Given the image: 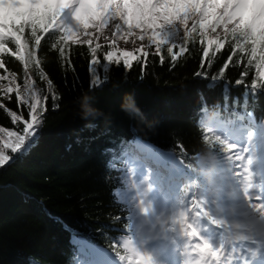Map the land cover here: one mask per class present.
I'll return each instance as SVG.
<instances>
[{
	"label": "trees",
	"instance_id": "1",
	"mask_svg": "<svg viewBox=\"0 0 264 264\" xmlns=\"http://www.w3.org/2000/svg\"><path fill=\"white\" fill-rule=\"evenodd\" d=\"M58 35L51 31L44 36L37 50L40 67L29 68L34 91L42 101L47 97L37 136L23 154L9 151L12 160L0 167V264H86L80 250L90 257L89 248L120 261L125 252L116 245L133 229L135 207L126 201L136 185L132 171L136 162H148L145 149L137 148L138 139L181 162L192 177L193 191L213 195L207 175L195 166L205 140L213 143L222 163L231 155L227 146L235 133L249 137L264 128V81L255 75L258 61L249 65L248 55L237 52L220 77L231 42L215 57L210 53L203 68L198 42L189 41L188 51L174 66L167 45L160 53L151 47L143 71L141 54L131 70L121 63L103 72L108 50L102 46L97 69L108 78L91 87L88 46L69 44L65 60L52 48ZM24 39L33 44L27 29ZM7 44L16 50L11 41ZM0 61L5 65L0 74L15 73L24 91L23 64L9 53L0 54ZM254 79L260 88H251ZM237 80L244 82L237 85ZM85 91L103 113L89 121L81 119L77 102ZM127 93L134 96L142 117L122 110ZM0 104V128L23 133V121L30 120L28 106L19 104L15 93L10 99L0 95ZM210 109L219 116L212 126L204 120ZM8 110L22 119L13 123ZM0 136L6 138V133ZM117 192L125 194V201H119Z\"/></svg>",
	"mask_w": 264,
	"mask_h": 264
},
{
	"label": "snow or ice",
	"instance_id": "2",
	"mask_svg": "<svg viewBox=\"0 0 264 264\" xmlns=\"http://www.w3.org/2000/svg\"><path fill=\"white\" fill-rule=\"evenodd\" d=\"M110 23H113V34L104 36V30ZM26 29L30 31L33 41L31 46L24 39ZM51 31L59 33L52 48L58 49L59 55L65 60H68L66 49L69 44L88 46L91 87H99L108 78L98 74L97 69L101 64L97 58V52L102 47L97 41L101 36L110 41L108 47L111 50L103 55L108 65L119 66L122 63L126 70H131L134 61H140L136 55V52H140L144 57L142 71L149 55L144 50L145 46L142 44L136 52L120 50L117 48V40L127 41L133 36L139 41L147 40L157 53L167 45L173 66L188 51L189 41L198 42L203 48L202 68L210 58V53L215 57L231 42L232 50L221 67L220 77H223L236 53L240 52L242 56L248 55L249 65L258 61L255 75L264 81V0H0V54L9 53L24 67V91L17 82L16 74L10 73L0 76V81H7L6 85L0 84V92L9 99L15 93L18 103L26 104L30 113V120L23 121V133L0 128V133H6V138L0 136V167L12 160L9 151L13 155L23 154L31 147V138L37 136L40 114L46 110L47 97L42 101L39 93L34 91L35 82L30 77L29 68L32 65L40 67L37 50L44 36ZM177 37L183 41L179 46L173 42ZM8 41L15 45V51L8 47ZM160 63H164L163 55H160ZM0 68H5L3 61H0ZM107 71L108 67L105 66L103 72ZM195 75L201 74L197 72ZM243 75L246 77L248 73ZM202 78L208 79L207 75ZM243 82L237 80L236 84ZM48 86L51 89L50 79ZM260 87L254 79L251 88ZM53 99L57 97L54 95ZM0 107L4 105L0 104ZM8 114L13 123L22 119L15 111L8 110ZM227 147L231 153L229 159L240 162L245 181L243 192L249 206L264 217V202L252 203L253 197L249 195L255 183L249 167L251 160L247 158L245 163L248 149L234 154L238 146L230 144ZM193 205L194 215L198 217L204 211L203 202L194 201ZM172 224L178 225L185 236L195 241L192 248L199 257L196 264H220L225 255L224 247H214L203 239L188 215L181 213L173 218ZM122 246L126 255L119 256V259L125 264H156L152 255L141 251L135 238L128 236ZM245 253L240 264H257V261L264 259V241L251 250L245 249ZM229 264L234 262L230 259Z\"/></svg>",
	"mask_w": 264,
	"mask_h": 264
},
{
	"label": "rangeland",
	"instance_id": "3",
	"mask_svg": "<svg viewBox=\"0 0 264 264\" xmlns=\"http://www.w3.org/2000/svg\"><path fill=\"white\" fill-rule=\"evenodd\" d=\"M112 34L113 23H110L104 30V36H111ZM104 36H101L97 42L101 46H105L108 50H111L108 47L110 41L105 40ZM181 40L180 37H177L173 42L178 45ZM142 44L145 46V51H148L151 47L154 48L147 40L139 41L134 36L129 37L127 41L117 40V48L120 50L136 52ZM141 54L140 52H136L137 56ZM105 66H109L107 62ZM0 76L3 75L0 74ZM0 84L6 85L7 81H0ZM0 95H3V93L0 92ZM260 133L262 135L255 133L249 135L246 139L236 136L233 141V144L238 146V150L234 154H240L245 148L251 150L250 154L248 152L245 154V163L247 158L251 160L249 167L254 174L255 187L250 189L249 195L253 197L251 202L257 204L264 202V144H261V141L264 139L262 138L264 130H261ZM147 150L152 167L138 168V171H135L137 172L138 181L135 190L130 193V196L132 197V202L137 207L138 218L135 219L134 231L129 236L137 240L141 251L153 256L156 264H196V261L199 259L194 254L192 248L195 241L185 236L178 225L174 226L172 224L173 218L179 216L181 213H185L190 217V221L193 222L194 227L203 239L208 240L214 247H224L225 255L220 264H229L230 259L234 264H240V261L246 255L245 249L251 250L257 244L264 241V235H262L264 233V217L249 206V201L243 192L245 181L242 169L239 167V161L229 159L228 162L220 165L219 183L216 185L217 192L215 193L216 199H220H218L216 204L214 202L215 199L210 197L211 203H213L211 208L218 211L221 220L226 223V227L218 219L211 225L207 218L204 219L201 215L196 217L194 209H191L190 205H187V201L173 197V194L175 196L178 195V187L174 189L173 193H170L167 190L170 183L165 187L159 186L165 180L166 177L164 176L167 171L161 170L157 156L152 153L150 148L147 147ZM162 164L165 169L175 174L176 179L180 178V171L175 164L170 163L167 159H164ZM155 168L159 169L157 171L160 174L159 178L155 176ZM256 180L257 182H255ZM228 187L231 188L229 193L225 192ZM218 190L220 191L218 192ZM234 190L237 193L235 192L234 194ZM117 194L119 200L122 201L120 192H117ZM257 196L260 197L259 200L256 199ZM171 198H173V201ZM233 199L235 200V204H233ZM225 202H232L233 205L224 204ZM145 209H148V211L145 212ZM212 209H210L211 217L217 216ZM204 210L209 209L204 208ZM245 210L247 214L244 213ZM248 216L250 223L249 236L245 237L240 233L227 234V229L230 232L243 231V224L240 219L246 220L245 217ZM123 241L121 242V250L124 251L122 246ZM97 264L101 263L98 261ZM257 264H264V259L257 261Z\"/></svg>",
	"mask_w": 264,
	"mask_h": 264
},
{
	"label": "clouds",
	"instance_id": "4",
	"mask_svg": "<svg viewBox=\"0 0 264 264\" xmlns=\"http://www.w3.org/2000/svg\"><path fill=\"white\" fill-rule=\"evenodd\" d=\"M93 101L94 97L89 91H85L80 95L78 98V104L80 108L81 119L89 121L103 115L101 110L94 106ZM121 108L130 115L143 116L141 109L136 104L134 96L131 93L125 94ZM218 119L219 116L214 109H210L204 116V120L209 126L215 125ZM204 144V149L197 155L195 159V166L199 167L201 171L207 175L210 185L216 186L219 183L220 162L214 151L213 143L209 140H205Z\"/></svg>",
	"mask_w": 264,
	"mask_h": 264
}]
</instances>
